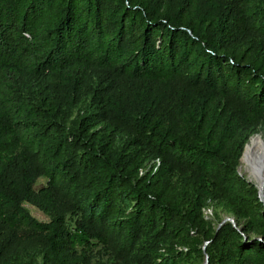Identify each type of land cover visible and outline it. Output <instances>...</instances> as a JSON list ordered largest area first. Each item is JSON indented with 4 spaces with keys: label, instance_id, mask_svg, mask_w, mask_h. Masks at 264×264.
<instances>
[{
    "label": "trees",
    "instance_id": "obj_1",
    "mask_svg": "<svg viewBox=\"0 0 264 264\" xmlns=\"http://www.w3.org/2000/svg\"><path fill=\"white\" fill-rule=\"evenodd\" d=\"M263 127L264 0H0V264H264Z\"/></svg>",
    "mask_w": 264,
    "mask_h": 264
},
{
    "label": "bare ground",
    "instance_id": "obj_2",
    "mask_svg": "<svg viewBox=\"0 0 264 264\" xmlns=\"http://www.w3.org/2000/svg\"><path fill=\"white\" fill-rule=\"evenodd\" d=\"M241 162L251 180L264 181V139L259 133L247 142Z\"/></svg>",
    "mask_w": 264,
    "mask_h": 264
},
{
    "label": "rangeland",
    "instance_id": "obj_3",
    "mask_svg": "<svg viewBox=\"0 0 264 264\" xmlns=\"http://www.w3.org/2000/svg\"><path fill=\"white\" fill-rule=\"evenodd\" d=\"M262 138L264 139V127L262 129H260V131L258 132ZM238 170L239 172L244 175L245 177L247 176V173L245 172V168L242 165V162L240 161V164L238 166ZM46 179L44 177H40L37 180V183L35 185V188L40 187L41 185L45 184ZM25 206L28 208V210L30 211V213L37 218L38 220L41 221H47L48 220V216L46 214H44L42 211H40L36 206H34L33 204L30 203H25ZM211 210V209H210ZM206 215H210V213L208 212V208L206 209Z\"/></svg>",
    "mask_w": 264,
    "mask_h": 264
},
{
    "label": "water",
    "instance_id": "obj_4",
    "mask_svg": "<svg viewBox=\"0 0 264 264\" xmlns=\"http://www.w3.org/2000/svg\"><path fill=\"white\" fill-rule=\"evenodd\" d=\"M252 136H253V135H252ZM252 136H251V137H252ZM251 137H250V138H251ZM250 138H249V140H250ZM249 140H248V141H249ZM246 145H247V143L244 145V148H243V151H242V155H241V157H240V161H241V158H242V156H243V154H244V151H245V147H246ZM245 178H246L248 181H252V182H254V183L257 185V187H258V193H259V198H260V200H261V201L263 202V204H264V181L258 183L257 181L251 180L248 176H246ZM227 220L232 221L233 224H234L233 219L227 216V217H224V218L222 219V221L220 222L219 226H220L222 223H224L225 221H227ZM207 260H208V258H207V255H206L204 264H207Z\"/></svg>",
    "mask_w": 264,
    "mask_h": 264
},
{
    "label": "built area",
    "instance_id": "obj_5",
    "mask_svg": "<svg viewBox=\"0 0 264 264\" xmlns=\"http://www.w3.org/2000/svg\"><path fill=\"white\" fill-rule=\"evenodd\" d=\"M204 212L206 213V209L204 210ZM208 212H209V213H211V210H210V209H208Z\"/></svg>",
    "mask_w": 264,
    "mask_h": 264
}]
</instances>
